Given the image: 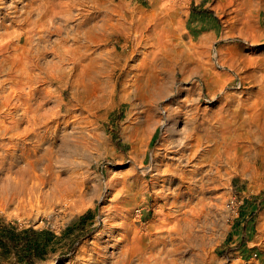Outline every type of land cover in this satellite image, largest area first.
<instances>
[{
  "label": "rangeland",
  "instance_id": "1",
  "mask_svg": "<svg viewBox=\"0 0 264 264\" xmlns=\"http://www.w3.org/2000/svg\"><path fill=\"white\" fill-rule=\"evenodd\" d=\"M124 1L128 38L114 36L102 44L81 41V58L77 53L78 65L71 68L73 75L67 78L45 71V89L52 91L45 105L51 106L57 96L63 103L58 134L71 132L69 137H75L78 144V153L72 149L75 155L67 156L76 165L59 162L53 170L63 180L62 187L67 185L64 179L69 173L78 171L76 181L81 184L76 195L80 201L69 204V196L63 199L59 197L61 193L49 190L46 201L37 194L0 203V264H90L100 259L96 252L100 248L112 250L111 239L120 231L112 236L109 230L114 225L121 228L138 218L140 227L151 225L153 232L165 238L184 210H191L190 216L195 217L190 233L193 240L187 247L181 243L177 246V256L187 264H264V131H259L256 138L250 137L248 128L240 126V115L247 117L253 110L264 120V0ZM54 38L50 35L45 46L49 47ZM160 39L170 42L166 41L169 50ZM70 43L68 39L65 45ZM104 50L112 51V55L121 50L126 53L120 61L103 54L109 61L99 68V52ZM45 58L54 60L51 54ZM72 62L65 59L63 67H72ZM163 62L173 64L171 76L162 69ZM101 69L109 71L113 78L112 96L103 102L95 99V90L90 86L84 89L79 84H65L78 73ZM152 77H165L168 84L164 95L155 101L149 100L154 89L147 80ZM18 79L15 84L22 85ZM133 81L138 85L131 86ZM127 92L129 98L124 96ZM165 107L180 110L172 124L175 131L170 130L171 121H163ZM151 111L158 125L150 133L137 131L138 135L135 126L145 121ZM187 114L199 121L208 118L202 125L208 129L195 134L204 139L202 147L222 150L220 143L210 145L206 141L207 136H213L234 141L233 149L239 150L238 155L234 161L219 163L220 176L203 185L190 182L184 183L186 187L173 182L175 186L167 190L165 183L163 195H168L169 200L163 206V198L150 197L154 189L161 188L162 176H158L156 167L163 168L165 162L178 156L177 142ZM230 120L238 125L234 131L224 128ZM205 149H200L201 153ZM213 151L218 152L213 148L208 154ZM0 153L4 155L5 151ZM20 153L16 152L11 169L8 161L0 170V186L6 184L3 188L9 192L15 188L12 190L13 185L5 182V174L15 176L14 170L25 165ZM195 161L189 160L185 170L192 169ZM41 172V167L35 170ZM109 180L117 184L111 192L106 188ZM186 189L189 209L181 210L179 202L170 208L175 193ZM42 190H48V185L43 184ZM131 192L136 193L134 199L130 198ZM19 200H24L27 208L16 209ZM123 201L124 207L131 209L130 215L122 218L116 214L114 218L112 209L122 206ZM157 208L162 210L160 214H154ZM169 212H174L173 217L166 215ZM187 253L198 257L187 260Z\"/></svg>",
  "mask_w": 264,
  "mask_h": 264
},
{
  "label": "bare ground",
  "instance_id": "2",
  "mask_svg": "<svg viewBox=\"0 0 264 264\" xmlns=\"http://www.w3.org/2000/svg\"><path fill=\"white\" fill-rule=\"evenodd\" d=\"M19 3H21L20 6H18ZM125 6L126 2L124 0H0V151H5L4 155L0 153V170L5 168L4 165L8 161V168L11 169V166L15 162L14 157H16L15 154L17 151H20L21 153L19 156L26 160L24 166H18L16 170H14L15 176L6 172L7 174H5L4 180L7 184L13 185L11 189L13 190L15 188V191L9 192L7 188H3L6 184L0 186V203L8 204L9 201L15 200V197L24 199L26 195L27 197L30 195H36L37 197V194L46 201L49 196V190L61 193L59 197L63 199L69 196L68 200H72V202L68 201L69 204L80 201L79 196L76 195L78 184H81L79 180V182L76 181L77 177L75 174L78 171L76 172V169L74 170L75 172L69 171V175L66 174L68 175L66 177L67 179H64L67 185L62 187L63 180L59 177V174L53 170L55 164L59 162L67 164L69 162L71 166L72 164L76 165L75 161L70 160L67 156L68 153L74 154V151L78 153V144L75 137H69L71 132L58 134L59 122H61L59 119L61 116L59 111L63 103L57 96L51 106L45 105L49 101V98L52 97V91L45 89V71H49L47 74L55 73V77L58 78H64L65 76L67 78L70 73L73 75L71 68L78 65V61L76 60L77 53L79 54V58H81V41L102 44L108 42L109 39H112L114 36L121 40L128 38L127 33L129 27L126 25ZM50 35H55L56 38H54L48 47L45 46V41H48L46 39H49ZM68 39L71 40V43L65 45ZM160 40L161 42H159L166 48L168 40H166L167 42L163 39ZM139 44L138 42L137 45ZM167 48L169 50V47ZM112 53L113 52L110 50L99 52V68L105 67V64L108 63V56H113V58H116V61H120L125 57L126 52L121 50L116 51L113 55ZM47 54H51L54 60L46 59L45 56ZM103 54L108 56L104 58ZM65 59L73 61L72 67H63ZM162 65V69L169 73L168 76H171L173 64L163 62ZM17 78L23 83L22 85L17 86L15 84ZM111 79H113L111 73L101 69L97 70L95 73L94 71H83L82 74L78 73L73 79L66 80L65 84H79L82 85L84 89L90 86L95 90V99L103 102L104 99H110L112 96ZM166 81L165 77L164 79L152 77L147 80L148 86L154 89L152 93L150 92L149 100L155 101L164 95L163 93L165 89L167 90L168 85ZM133 85L137 86L138 83L133 81L131 86ZM123 89L126 92V87ZM124 96L125 98H129L128 92L124 93ZM89 97L90 96H88V98ZM177 108L165 107L162 115L164 118V120L162 119L163 121L169 120L172 122L169 124L170 130L171 128L173 130L175 129L172 124H175L178 114L180 113V110H177ZM239 112L240 111H237L236 117H238ZM154 115L155 114L151 111L147 114L145 121H139L138 126H135L136 132L144 131V133H150L151 130L158 125V122L154 120L155 117L153 118ZM260 115L258 116L255 110L249 113L247 117H242L240 115V126L248 128L250 137L252 135V137L256 138L259 131H264V120L260 118ZM207 119L199 121L194 116H186L185 125L180 130L181 137L178 139V142L177 139L175 141L177 144H180V148L177 151L178 156L175 157L173 155L175 159H170L171 161L168 160L165 162L163 168H160V166L156 167L158 176H162L161 178L159 177V181L162 183L160 184L161 186H159L161 187L160 189L152 190L153 192L150 194V197L155 200L163 198L165 200H163V206L167 204L169 200L168 195H163V191H166L165 183H168L167 190L170 189L169 187L175 182H177L179 186L190 182H199L203 185L205 183L204 181L214 180L215 177L220 176L219 163L224 160L229 162L236 160L239 150L235 151L233 149L236 145H234V141L227 142L225 140H219L217 137L207 136L206 141H208L210 145L211 143H220L222 150L218 151L217 147L214 146L213 148L218 152L215 153L213 151L214 153L208 154L213 148L208 147L205 149L204 146L202 147L204 139L195 134L200 129H208L202 127ZM235 122L234 120H230V125H228L229 123H225L224 128L230 127L231 130H236L238 125H236ZM218 123H220V121ZM215 126L216 125H214V127ZM194 139L195 142L193 141V143L191 142L190 144V140ZM176 145H174V147ZM72 149H74V151H72ZM200 149H205L203 153L207 155H203ZM189 160L196 161L192 164V169L185 170L184 167L187 166ZM204 165H206V168L208 165L209 169L203 170L202 167ZM38 167H41V173H35ZM174 179L176 181H174ZM43 184H45V186L48 185V190H42ZM116 185L113 180H109L106 183V188H108V190H106H113ZM189 187L191 186L189 185ZM153 188L154 187H152V189ZM135 192H131V199H134ZM188 194V189L184 192L175 193V196H173L174 198L169 203L170 208L177 207V204H175L176 202L181 203L178 204L181 210L186 208L189 199L185 197ZM23 201L24 200L16 201V209H24L26 207ZM119 201L121 202V200ZM124 206L125 203L123 201L122 206H115V208L112 209L111 212L115 215L114 218L117 217L116 214L120 215L122 218L130 215L131 209L125 208ZM161 209H155L154 214H160V212H162ZM189 211L191 210H184L181 218H176L178 216L175 217L176 219L173 225L169 224L172 226L168 228V236L165 238L153 232V226L151 225L146 226L142 224V227H140L139 222L141 220L138 218L125 223L121 228L118 224H116V226L114 225L110 228L109 233L113 236L118 229L120 231L111 239L110 247L112 250L107 252V250L100 248L96 251L100 259L94 260L90 262V264H187L180 255L177 256L179 253V248L177 246L181 243L187 247L192 239V236H190L191 223H194L193 219L195 217L192 218L194 215L191 217ZM194 212L196 211H192V213ZM166 215L173 217L174 212H169ZM177 215L180 214L178 213ZM168 218L173 219L171 217ZM154 229L157 228L154 227ZM157 231L158 230H156V232ZM160 231L163 233V230H159V233ZM107 247L109 248V246ZM95 254L96 253H94L92 259L95 257ZM197 257L196 254L187 253L186 258L187 260H193ZM199 258L202 257L200 256ZM88 261L91 260L89 259ZM196 263H198V261H196Z\"/></svg>",
  "mask_w": 264,
  "mask_h": 264
}]
</instances>
